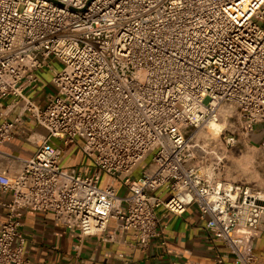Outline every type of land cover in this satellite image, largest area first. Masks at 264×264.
Returning a JSON list of instances; mask_svg holds the SVG:
<instances>
[{
	"label": "built area",
	"instance_id": "obj_1",
	"mask_svg": "<svg viewBox=\"0 0 264 264\" xmlns=\"http://www.w3.org/2000/svg\"><path fill=\"white\" fill-rule=\"evenodd\" d=\"M46 68L56 92L42 105L27 89ZM9 97L19 111L0 112V146L28 119L46 133L33 130L28 157L0 149V264H38L20 232L27 210L80 240L132 231L147 249L166 246L159 209L191 206L228 250L216 264H257L264 191L223 176L226 152L264 123V0H0V102ZM223 118L219 138L201 135ZM62 141L92 164L64 167ZM103 174L120 186H102Z\"/></svg>",
	"mask_w": 264,
	"mask_h": 264
},
{
	"label": "crops",
	"instance_id": "obj_2",
	"mask_svg": "<svg viewBox=\"0 0 264 264\" xmlns=\"http://www.w3.org/2000/svg\"><path fill=\"white\" fill-rule=\"evenodd\" d=\"M52 64H58L52 61ZM52 73L46 68L41 71V83L36 88L27 89L28 96L44 105L48 96L54 95L56 89L52 83ZM11 98L0 102L3 119H12L19 108L8 106ZM45 134L46 130L36 127L30 119L26 120L21 130L1 144L6 152L30 156L36 149L32 132ZM54 144H59L57 139ZM4 160L0 158V166ZM61 164L64 167L83 169V152L74 149L69 154L63 153ZM139 168L136 170L135 177ZM224 179L232 182H245L264 191V123L256 124L249 134L239 136V142L226 152ZM104 178L106 180L104 181ZM103 185H112L115 177L102 176ZM117 186V185H115ZM124 187L119 188V193ZM10 194L0 193V225L6 219L3 202ZM161 225L166 239L164 246L160 239H153L149 248L142 249L132 231L118 235L117 240H103L101 234L86 236L80 240V233L75 229L64 227L51 212L27 210L23 216L20 232L24 238L26 256L38 264H216L215 255L221 252L230 260L228 250L206 227L196 206L189 207L183 214H174L160 209ZM171 252H166V249ZM257 264H264V227L254 244ZM122 255V256H121Z\"/></svg>",
	"mask_w": 264,
	"mask_h": 264
},
{
	"label": "rangeland",
	"instance_id": "obj_3",
	"mask_svg": "<svg viewBox=\"0 0 264 264\" xmlns=\"http://www.w3.org/2000/svg\"><path fill=\"white\" fill-rule=\"evenodd\" d=\"M55 67L56 68H58L59 67V65L58 64H55ZM219 122H221L220 124H221V126H220V128L222 129L223 127L226 129V128H228L229 127V123H231L229 120L228 121H226L224 118L222 119V120H220ZM210 135V136H212L213 138H219V134L220 133H217V134H215L209 127H207L206 129H204L202 132H201V135H204V136H206V135ZM60 145H61V147H62V149H63V152L65 153V154H69L70 152H72L75 148L77 149H80L79 148V145L78 144H76V143H70V144H65L63 141L60 143ZM147 164H148V160H145L140 166H139V171L137 172V174H136V176L137 177H140L141 175H142V171H143V168L144 167H146L147 166ZM106 180V178H104V181ZM103 180H102V182H101V185H103ZM112 185H117V186H120V183L118 184V182H116V180H115V182L112 184ZM128 193H129V191H128V189H122L121 191H120V195H123V196H126V195H128ZM160 212V209L158 210V213Z\"/></svg>",
	"mask_w": 264,
	"mask_h": 264
},
{
	"label": "bare ground",
	"instance_id": "obj_4",
	"mask_svg": "<svg viewBox=\"0 0 264 264\" xmlns=\"http://www.w3.org/2000/svg\"><path fill=\"white\" fill-rule=\"evenodd\" d=\"M221 122H219V121H215V120H211L210 122H209V124H208V127L215 133V134H217V133H220L223 129H224V127L221 129L220 128V126H221V124H220Z\"/></svg>",
	"mask_w": 264,
	"mask_h": 264
}]
</instances>
